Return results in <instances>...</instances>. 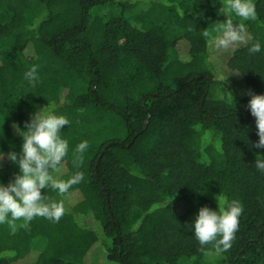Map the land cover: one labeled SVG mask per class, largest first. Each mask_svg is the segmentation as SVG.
Returning a JSON list of instances; mask_svg holds the SVG:
<instances>
[{"label":"trees","instance_id":"1","mask_svg":"<svg viewBox=\"0 0 264 264\" xmlns=\"http://www.w3.org/2000/svg\"><path fill=\"white\" fill-rule=\"evenodd\" d=\"M254 3L255 21L232 19L264 45V0ZM223 5L0 0V182L18 172L6 158L22 144L12 123L23 127L41 108L70 121L61 132L69 151L52 175L84 176L64 194L44 190L65 206L59 222L0 224V264H92L98 249L109 264H264V172L254 165L264 149L250 148L258 136L246 107L249 91L264 94V50H214ZM33 65L34 87L24 80ZM225 198L244 211L231 247L216 252L190 223Z\"/></svg>","mask_w":264,"mask_h":264},{"label":"clouds","instance_id":"2","mask_svg":"<svg viewBox=\"0 0 264 264\" xmlns=\"http://www.w3.org/2000/svg\"><path fill=\"white\" fill-rule=\"evenodd\" d=\"M218 14L227 19L214 39L217 49L248 44L249 53H259L264 50V45L260 41L253 42L247 36L245 24H234L232 19L238 17L242 21H255L257 10L254 0H224V5L219 8ZM226 76L222 74L223 85ZM24 80L34 87L39 80L38 66H31L24 73ZM247 94L249 99L246 107L255 119L258 136V140L250 144V148L264 149V94L251 91ZM230 96L233 102V96L231 94ZM218 98H222L219 93ZM69 123L66 115L56 114L55 111H44L42 108L24 121L23 127L15 122L12 123V128L22 139V144L19 152L7 153V160L18 168V172L7 184L0 182V224L11 223L15 230L14 222L17 220L22 219L24 223L21 226L27 228L35 217L59 222L65 214L63 202L46 198L44 190L51 188L58 194H64L72 184L84 178L81 172H77L68 181H60L52 175V170L61 166L69 151V142L61 135L62 129ZM2 136L3 132L0 137ZM88 148L89 143L86 140L76 145L74 163L77 167L83 163ZM257 157L254 165L258 171L264 172V157L259 154ZM4 158L5 154L0 150V160ZM243 211V205L239 201L221 199L220 206L215 210L207 206L200 207L190 227L202 247L213 243L216 252L227 251L235 239Z\"/></svg>","mask_w":264,"mask_h":264},{"label":"rangeland","instance_id":"3","mask_svg":"<svg viewBox=\"0 0 264 264\" xmlns=\"http://www.w3.org/2000/svg\"><path fill=\"white\" fill-rule=\"evenodd\" d=\"M132 1H141V0H132ZM146 1V0H145ZM179 50V53L181 54V55H183L184 53H185V50H186V48L185 47H179L178 48ZM214 50H218V49H216V48H214ZM219 62V61H218ZM217 62V63H218ZM216 63V64H217ZM218 65H219V69L221 70V72H226V70H225V68H224V66L222 65V64H220V63H218ZM227 73L228 72H226V75H227ZM235 83H238V81H234ZM80 199V196L78 195V196H76V197H74V198H69V201H70V203H75V202H77L78 200ZM95 248V247H94ZM32 253H30V255H31ZM89 255H93L92 254V252L89 254ZM104 252L101 250V249H98V251H97V253H96V255L94 256V258L92 259V264H109L103 257H104ZM88 262H89V259H88Z\"/></svg>","mask_w":264,"mask_h":264}]
</instances>
